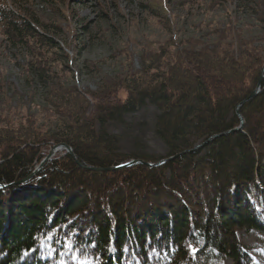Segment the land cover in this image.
I'll list each match as a JSON object with an SVG mask.
<instances>
[{
  "label": "trees",
  "instance_id": "1",
  "mask_svg": "<svg viewBox=\"0 0 264 264\" xmlns=\"http://www.w3.org/2000/svg\"><path fill=\"white\" fill-rule=\"evenodd\" d=\"M12 1L0 0V30L10 45L34 49L28 71L47 85L58 128L0 124V264H254L237 231L264 233V79L239 110L244 128L224 133L241 126L237 107L258 86L264 50L235 49L222 36L175 52L167 44L144 54L140 69L85 91L54 79L58 41ZM147 104L173 159L93 171L63 151L30 177L62 143L97 167L156 163L122 152L108 128Z\"/></svg>",
  "mask_w": 264,
  "mask_h": 264
},
{
  "label": "rangeland",
  "instance_id": "2",
  "mask_svg": "<svg viewBox=\"0 0 264 264\" xmlns=\"http://www.w3.org/2000/svg\"><path fill=\"white\" fill-rule=\"evenodd\" d=\"M20 2L49 27L47 34L59 43L61 49H55L52 57L58 61L51 60L57 72L54 79L85 91L98 90L114 76L140 69L144 54L167 44L175 52L182 46L213 45L222 36L223 43H231L235 49L249 42L264 50V0ZM33 50L10 45L0 30V124H26L29 120L37 128L53 132L58 120L47 105L48 87L28 71ZM156 115V108L147 104L109 123V131L119 136L122 152L147 154L157 161L166 158L167 146L154 129ZM237 232L254 264H264V233L245 228ZM218 264L232 261L225 258Z\"/></svg>",
  "mask_w": 264,
  "mask_h": 264
},
{
  "label": "water",
  "instance_id": "3",
  "mask_svg": "<svg viewBox=\"0 0 264 264\" xmlns=\"http://www.w3.org/2000/svg\"><path fill=\"white\" fill-rule=\"evenodd\" d=\"M263 72H264V67H263ZM264 79V73H262L261 77H260V80H259V83H258V86L256 88V90L248 97L246 98L244 101H242L238 107H237V113H238V116L241 120V126L240 127H237L233 130H230V131H227L225 132L224 134H227V133H230V132H233V131H237V130H242L244 128V125H245V120L243 118V116L241 115L240 113V108L242 107V105L252 99L253 97H255L256 95H258L260 92H261V84H262V81ZM222 134H215V135H212L210 136L209 138H207V140H205L204 142H201V143H198L196 146H194L193 149H189V150H185L183 152H181L180 154L178 155H182L183 153H186V152H196L197 150L201 149L202 147H204L205 145H207L208 143L212 142L214 139H216L217 137L221 136ZM60 150H65L67 151L70 155L73 156V158H75V160L78 162L79 166H81L82 168H85V169H88V170H93V171H115V170H118V169H122V168H127V167H131L133 165H136V164H145V165H148V166H153V165H161L163 163H165L167 160L169 159H173L174 157L176 156H173V157H170V158H163L159 161H157L156 163H153V162H150V161H145V160H142V159H132L128 162H125V163H121L119 165H114V166H109V167H97V166H93V165H89V164H85L84 162H82L78 157L77 155L74 153L72 147L66 143H62V144H56L54 145V147L49 150L47 156L41 161V163L36 167V169L33 171V173L31 174L30 177H32L33 175H35L36 173L40 172L45 164V162H47L48 160L52 159L55 154L60 151ZM29 177V178H30ZM7 185L6 184H3L0 182V188H4L6 187Z\"/></svg>",
  "mask_w": 264,
  "mask_h": 264
}]
</instances>
